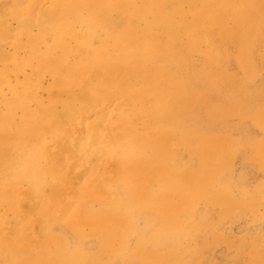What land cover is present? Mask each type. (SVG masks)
I'll list each match as a JSON object with an SVG mask.
<instances>
[{
    "label": "rangeland",
    "instance_id": "obj_1",
    "mask_svg": "<svg viewBox=\"0 0 264 264\" xmlns=\"http://www.w3.org/2000/svg\"><path fill=\"white\" fill-rule=\"evenodd\" d=\"M4 156L0 264H264V0H0Z\"/></svg>",
    "mask_w": 264,
    "mask_h": 264
},
{
    "label": "bare ground",
    "instance_id": "obj_2",
    "mask_svg": "<svg viewBox=\"0 0 264 264\" xmlns=\"http://www.w3.org/2000/svg\"><path fill=\"white\" fill-rule=\"evenodd\" d=\"M143 7L145 9H147L148 11H152V14H164V13H162L164 11V8L160 7L158 10V8L153 6L150 1H145V4L143 5ZM178 10H180V8H178ZM184 12L188 13V11L184 10V9H181L177 13L183 14ZM121 13L125 14L127 16L129 14H134V11L132 10V11L126 12V8H125L124 10L121 9ZM253 31L257 32V31H259V28L256 27V25H255V29ZM255 36H256V33L253 32L252 37H255ZM22 37H24V33L22 30H17L15 32V34L12 35V38L15 42H19V38H22ZM26 58H27V60L37 59L42 64L47 63L44 56H40V57L36 58V57L28 55V56H26ZM6 61L10 62V59H7ZM23 64L28 65V64H30V61L25 60ZM33 68L36 69L35 71L37 72L39 67L36 66ZM56 146H58V144ZM42 153H43V156L45 158L49 157V154H47L45 152H42ZM63 153L64 154H62L61 151L56 150L55 154H57L58 156L60 155V159H63V161L59 162V160H56L54 162H51L49 164V167L51 169H54L55 173L57 174V177L60 179L61 182H59L58 184L66 185L67 183L69 184L70 182L76 180V177L81 173V171L83 169L84 162L78 160V158L73 154L72 151H68V150L64 149ZM3 159L4 160H1V162H0V175L3 174L8 169V167H10L13 163V161L9 158V156H4ZM58 162L60 164H58ZM28 165H29V167L24 173L25 176L30 175L31 169L34 166V159L32 157H29ZM6 189H7V192H6L7 194H8V192L12 193V188L8 187ZM60 195L61 194H60L59 190H56V194L53 193L55 200H57L56 197H58ZM15 209H16V211H15ZM22 209L25 211L26 207H22ZM22 209L20 208V205L17 202L15 204H13L12 209L10 208L9 212L7 213L6 220L9 222L10 221L9 216H10L11 218H18L21 221V219L23 217ZM8 222H6V223H8ZM7 231H8V229L4 223L0 227V235H2V236H0V240H4V244L0 245V248L3 247V248L8 249L10 244H16L18 246L19 250L15 249V251L12 253V261H15L21 257H24L28 253H33L35 248H37L38 243H37L36 239L38 237V234L33 230L32 227L29 228L27 232H25L26 237L19 235L17 237V240H19V241H17V242H11L7 239L8 236L13 237V234L12 233L9 234ZM24 239L27 240V242H28L27 245H25L23 243ZM18 242L24 244V246H20Z\"/></svg>",
    "mask_w": 264,
    "mask_h": 264
}]
</instances>
